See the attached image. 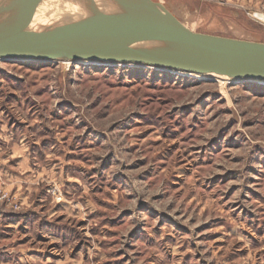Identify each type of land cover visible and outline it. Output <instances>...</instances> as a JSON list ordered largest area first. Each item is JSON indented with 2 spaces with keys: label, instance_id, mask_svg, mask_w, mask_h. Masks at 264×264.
Masks as SVG:
<instances>
[{
  "label": "rangeland",
  "instance_id": "rangeland-1",
  "mask_svg": "<svg viewBox=\"0 0 264 264\" xmlns=\"http://www.w3.org/2000/svg\"><path fill=\"white\" fill-rule=\"evenodd\" d=\"M264 43V0H152ZM0 264H264V84L0 61Z\"/></svg>",
  "mask_w": 264,
  "mask_h": 264
},
{
  "label": "water",
  "instance_id": "water-1",
  "mask_svg": "<svg viewBox=\"0 0 264 264\" xmlns=\"http://www.w3.org/2000/svg\"><path fill=\"white\" fill-rule=\"evenodd\" d=\"M49 1H17L0 12V61L144 65L264 83V43L194 32L152 0H96L116 13L65 31L39 19L64 13L79 0L54 7Z\"/></svg>",
  "mask_w": 264,
  "mask_h": 264
},
{
  "label": "bare ground",
  "instance_id": "bare-ground-1",
  "mask_svg": "<svg viewBox=\"0 0 264 264\" xmlns=\"http://www.w3.org/2000/svg\"><path fill=\"white\" fill-rule=\"evenodd\" d=\"M17 1H19L20 3L23 2L26 5H30L31 3L32 4L36 3L37 0H0V12L6 11V10L12 8L13 6H16L15 2H17ZM64 1L65 0H50L48 3V6L54 7V6L60 4ZM124 1L129 2V3H135L136 2V0H124ZM115 13H116V10L114 8H112L108 5H104V4L100 3L99 1H96V0H79L71 8H69L67 11H65L64 13L49 15L46 17H41L39 20H42L45 26H53L58 31H65V30L72 28V26L79 24V23H82V22L84 23V22H88V21H92V20H100V19L110 18ZM33 63H41V62L40 61H33ZM78 63L83 64V65L90 64V62H87V61H80ZM94 65H97V66L103 65V66H111L112 67V65H110V64H98V63H96ZM116 66H120V65H116ZM135 66L143 67V68H149V67L144 66V65H135ZM132 67H134V66H132ZM150 69L165 70V71H169L171 73L175 72L176 74H180L174 70H166V69H162V68H160V69L159 68H150ZM183 76H190V77L199 78V79L216 77V78H220V79L225 80V81L226 80L230 81L226 77H220V76H215V75L205 76L204 78L203 77H196L193 75H184V74H183ZM260 84H264V83H260Z\"/></svg>",
  "mask_w": 264,
  "mask_h": 264
},
{
  "label": "built area",
  "instance_id": "built-area-1",
  "mask_svg": "<svg viewBox=\"0 0 264 264\" xmlns=\"http://www.w3.org/2000/svg\"><path fill=\"white\" fill-rule=\"evenodd\" d=\"M262 22H263V24H264V19H260Z\"/></svg>",
  "mask_w": 264,
  "mask_h": 264
}]
</instances>
